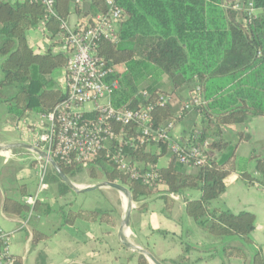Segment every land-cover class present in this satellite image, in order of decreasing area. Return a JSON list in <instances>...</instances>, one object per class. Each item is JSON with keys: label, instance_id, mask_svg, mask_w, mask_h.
<instances>
[{"label": "trees", "instance_id": "16d2710c", "mask_svg": "<svg viewBox=\"0 0 264 264\" xmlns=\"http://www.w3.org/2000/svg\"><path fill=\"white\" fill-rule=\"evenodd\" d=\"M55 1V11L65 21L66 15L59 5L67 4L68 0ZM252 1L257 14L246 23L244 11L233 9L224 0H116L124 15L117 27V41L102 40L98 49L99 55L111 65L126 67L125 71L113 74L119 79V88L111 95L116 107L145 104V98L138 93L139 86L157 73L166 75L170 90L155 83L158 81L155 78L145 87L149 100L164 94L174 95L180 101L184 88L191 92L195 84L201 85L204 104L196 109L201 115L199 138L209 141L215 159L196 168L194 173H187L163 146L141 145L136 149L126 146L124 152L129 161L145 166L167 155V164L159 168L161 186L166 189L164 201L168 204L170 195L198 190V198L184 200L186 215L218 240L227 256L243 261H247V249L253 246L250 234L254 214L233 213L212 203L224 192L226 179L235 172L245 184L264 188V156L251 154L247 159L254 163L256 174L242 169L236 155L238 143L231 145L222 134L225 127L245 125L251 117H264V0ZM75 8L80 14L95 15L105 12L106 4L104 0H89L87 9ZM44 14V7L38 2L0 0V104L5 105L6 119L11 122L23 119L27 113H48L65 96L64 88L51 76L54 70L66 67L68 57L51 50L63 44L60 20L50 17L45 21L43 35L51 43L47 52L34 53L27 41V32L37 27ZM175 113L174 106L168 103L155 106L152 117L158 125L175 118ZM244 139L248 136L240 132L238 142ZM106 150H99L84 165L54 160L70 179L85 174L92 181L106 180L126 186L136 202L158 191V185L146 186L117 171ZM47 182L58 185L59 195L69 190L52 168ZM143 207L140 204L138 209ZM28 209L23 202L11 199H5L3 205L5 212L16 215ZM62 217V224H72L76 219L115 224L113 213L101 209H68ZM38 236L44 237L35 234L34 238ZM234 240L241 246L233 245ZM185 247L184 252L195 248L190 244ZM185 254L171 263L187 261ZM138 263L148 264L143 256L138 257ZM250 264H264L260 252L254 248Z\"/></svg>", "mask_w": 264, "mask_h": 264}, {"label": "crops", "instance_id": "0c3cea01", "mask_svg": "<svg viewBox=\"0 0 264 264\" xmlns=\"http://www.w3.org/2000/svg\"><path fill=\"white\" fill-rule=\"evenodd\" d=\"M88 3L89 0H80L79 4H76L75 0H68L67 4L60 3L59 8L65 13V22L69 27L75 28L85 16H92L80 14L75 8L87 9ZM26 35L34 53L41 54L49 50L51 43L38 27L30 29ZM51 50L53 53L59 52L57 46ZM115 68L118 73L126 70L124 64L115 65ZM65 73V68L56 69L51 73L52 78L61 88H64ZM189 94L187 90L180 92V99L182 95L184 100H187ZM174 101L171 102L170 97L169 104L174 106L177 112L183 99L179 101L174 97ZM6 112L5 105L0 104V145L15 142L32 144L38 131L40 114L27 113L23 119L11 122L6 119ZM189 113L195 116L193 124L191 126L183 124L179 129H175L176 120H182ZM176 120L173 122L170 135L177 141L185 142L190 138L192 131L199 128L201 115L197 110H192ZM240 132L247 135L248 139L238 142ZM222 134L231 145L238 143L236 155L239 160H246L245 167L241 168L256 174L254 163L247 162V159L251 154L264 156V117H251L245 125L225 127ZM167 153L170 154L168 150ZM165 156L168 161V156ZM158 162L155 163L156 166L162 167ZM181 167L187 173L196 171L193 167L183 165ZM49 169H51L50 165L47 167L44 189L39 192L34 204L28 205L25 203V198L35 194L39 185L37 154L24 148L0 154V229L11 232L9 248L11 254L17 259V264H139V254L121 246L117 239V230L125 207L122 193L109 187L83 192L98 195L99 201L96 196H92L90 205L79 206L87 210L111 211L114 216V225L83 219H76L72 224H62L63 212L72 208L71 205H67L69 202L57 206L55 200L49 199L50 185H55L58 188V197L64 199H72L81 193H76L69 188L59 195L58 185L47 182ZM74 178L71 180L82 187L102 181H92L89 178L75 180ZM157 187L158 191L151 196L138 202L134 201L135 207L131 212L129 225L124 229L126 241L138 248L148 250L162 264H172V260H176L185 253L188 260L182 264L188 261H191V264H250L253 248L258 250L264 259L263 187L245 184L235 172L226 179L224 192L212 203L215 207L227 209L233 213L248 211L254 214V229L250 234L253 246L247 249L249 250L247 261L227 256L218 240L201 230L193 220L192 222L188 220L189 216L184 211V200L198 198L200 195L198 190L192 189L181 196L170 195L171 201L167 204L163 199L165 187L161 186V183ZM5 199L21 201L29 206V209L21 215L10 211L5 212L3 210ZM140 204L144 205L141 210L138 209ZM8 209L11 210L12 206H8ZM135 211L141 213L140 220L133 219ZM35 234L44 235V237L34 238ZM186 244L193 245L195 248L183 253ZM232 244L241 246L238 240L232 241ZM211 246L214 247L212 251L209 250ZM219 250L222 251L219 252ZM144 258L149 264V260Z\"/></svg>", "mask_w": 264, "mask_h": 264}, {"label": "built area", "instance_id": "2783aa9c", "mask_svg": "<svg viewBox=\"0 0 264 264\" xmlns=\"http://www.w3.org/2000/svg\"><path fill=\"white\" fill-rule=\"evenodd\" d=\"M44 7V17L38 22L40 31L45 30V21L50 17L60 20L64 31L63 44L59 52L68 55L66 73L63 77L64 98L52 109L41 114L38 131L32 145L45 151L53 159L58 158L67 165H84L101 149L107 148L106 156L117 171L130 179L139 180L149 187L161 183L160 170L155 163L144 165L129 161L124 148L138 146H163L181 165L199 168L216 158L210 151L209 141L200 139L199 129H194L190 138L177 141L170 135L174 120L186 112L196 110L204 104L199 83L195 84L187 100L175 113L174 120L155 124L152 110L169 103L168 95L160 94L149 100L147 90L138 92L145 98V104L137 107H116L111 95L119 88L117 72L99 55V42L117 41V27L123 21L122 9L116 0H104L106 11L85 18L75 27H69L55 11V0H29ZM233 9L244 11V22L250 23L257 14L252 0H226ZM80 0H75L79 4ZM110 147V149H108ZM39 185L35 194L27 196L25 203L33 205L46 183L49 163L37 155ZM11 232L0 229V264H17L10 252Z\"/></svg>", "mask_w": 264, "mask_h": 264}, {"label": "water", "instance_id": "95a60500", "mask_svg": "<svg viewBox=\"0 0 264 264\" xmlns=\"http://www.w3.org/2000/svg\"><path fill=\"white\" fill-rule=\"evenodd\" d=\"M27 149L35 154H37L40 158L45 159L51 168L55 171V173L59 176V178L62 180V182L70 188L72 191L76 193H83V192H89V191H94L98 190L104 187H109L113 188L115 190H118L121 193H124L127 195V202L124 207L123 214L121 216L120 222H119V227L117 230V239L120 243L121 246L128 250L135 251L139 254V256H144L149 260V264H162L151 252L148 250L142 249V248H133V245L129 243L128 241L125 240L123 236V231L125 228L128 227L129 225V219L131 212L133 208L135 207L134 205V199L132 196L131 191L124 185L117 183V182H111V181H106L102 180L100 182H97L95 184H91L86 187H79L76 185L68 176H66L60 169L59 165L57 162L45 151L33 146L32 144L25 143V142H15V143H9V144H1L0 145V154L7 153V152H15L17 149Z\"/></svg>", "mask_w": 264, "mask_h": 264}, {"label": "rangeland", "instance_id": "374dc122", "mask_svg": "<svg viewBox=\"0 0 264 264\" xmlns=\"http://www.w3.org/2000/svg\"><path fill=\"white\" fill-rule=\"evenodd\" d=\"M165 76L166 75H162V74H159V73L155 74L154 76H148L147 79L143 80L141 85L139 86L140 87L139 92L143 91V90H146L145 87L149 83H152L155 80V78L158 80V81L155 80V83H157L159 86H161L162 88H165L166 90L169 91L170 90V84L166 81ZM185 90H186V88H184L182 91H185ZM170 97H171V102H175L174 101V95H170ZM181 99H183L182 103H184L186 101V100H184L182 95H181ZM171 120H174V119H171ZM194 120H195L194 114L193 113H189L182 120H176V125L177 126L175 127V129H179V127L182 126L183 124L191 126L193 124ZM158 161H159L158 163H159L160 166H164L167 163V157L166 156H162ZM245 163H246V160H240V163H239L240 167H245V165H244ZM251 164H253V163H251ZM84 178H85V180L88 179V177L85 174H79L74 179L75 180H80V179H84ZM50 187L51 188H50V192L48 193V195H49L48 197H49L50 200H55L56 203H57L56 204L57 206L58 205H63L65 203L69 202L67 205H69V206L71 205L72 209H77L82 204L90 205L91 201L93 200L92 196H96V199L99 201L98 195H93L91 193H81V194L75 195L74 197H72V199H64L63 197H58V188L55 185L51 184ZM189 191L190 190H185L184 194L187 193V192L189 193ZM123 199L125 200V197ZM137 214H140V215H137ZM140 216H141V213H138L137 211H135V213L133 215V219H135V220L139 219L140 220ZM187 218H188V220L190 222H192V219L190 217H187ZM209 250L210 251L214 250V247L211 246V248ZM221 251L222 250H219V252H221ZM183 253H185V252H183ZM194 253L196 254V252H194ZM220 257H222V255H220ZM209 258H211V256H209ZM185 264H191V261H188Z\"/></svg>", "mask_w": 264, "mask_h": 264}, {"label": "bare ground", "instance_id": "6f19581e", "mask_svg": "<svg viewBox=\"0 0 264 264\" xmlns=\"http://www.w3.org/2000/svg\"><path fill=\"white\" fill-rule=\"evenodd\" d=\"M79 187H82V186H80V185H78ZM122 195L125 197V200H124V203H125V205H126V202H127V195L126 194H124V193H122ZM123 236H125L126 237V233H125V230L123 231ZM133 248L134 249H136V248H138L137 246H135V245H133Z\"/></svg>", "mask_w": 264, "mask_h": 264}]
</instances>
